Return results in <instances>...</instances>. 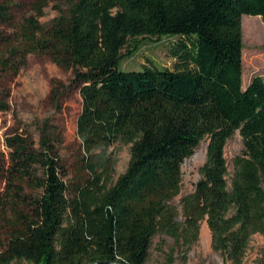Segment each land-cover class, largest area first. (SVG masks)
<instances>
[{
	"label": "trees",
	"instance_id": "1",
	"mask_svg": "<svg viewBox=\"0 0 264 264\" xmlns=\"http://www.w3.org/2000/svg\"><path fill=\"white\" fill-rule=\"evenodd\" d=\"M26 3L30 13L14 33L0 35V78L15 76L29 54L71 71L68 87L53 82L51 101L77 90L81 148L67 181L62 133L51 119L35 123L36 142L20 129L5 136L0 264H146L159 234L184 264L203 221L212 249L242 264L250 238L264 234V81L255 76L243 87L241 20L264 25V0H61L47 26L40 19L50 0H6L0 23L14 26ZM165 36L176 38L172 70L119 68L130 42ZM235 132L242 149L228 185L224 148ZM204 139L201 178L179 218L171 202L181 165ZM116 141L130 145V161L110 184L111 168L94 151ZM174 252L165 264H174Z\"/></svg>",
	"mask_w": 264,
	"mask_h": 264
},
{
	"label": "rangeland",
	"instance_id": "2",
	"mask_svg": "<svg viewBox=\"0 0 264 264\" xmlns=\"http://www.w3.org/2000/svg\"><path fill=\"white\" fill-rule=\"evenodd\" d=\"M6 0H0L3 2ZM58 8L64 9L61 0H50L49 6L44 10V16L40 23L47 26L58 15ZM29 8L25 7L14 12V26L8 27L0 23V35L14 33L15 27L21 19L28 15ZM242 28V81L245 88L251 79L260 76L264 81V25L259 17L243 16ZM176 41L175 37H145L139 38L135 43L122 50V54L132 51L120 63L122 71H138L144 66H154L159 69L174 67V61L169 58L168 50ZM72 78L71 71L61 70L46 56L29 54L26 64L21 67L13 77L0 78V101L6 105V110H0V152L7 154L4 146V138L17 129L27 131L36 142L38 131L36 122L51 119L62 133L60 155L67 165L69 175L65 180L73 178V165L78 159L81 141L76 134V119L81 110V99L77 90L67 88L59 97L58 104L51 101L53 82H59L68 87ZM9 97L5 98L4 94ZM208 141L204 139L194 149L193 154L184 160L181 165V189L171 205L174 206L181 218V200L194 192L196 183L201 178L200 169L206 162V146ZM242 149V142L238 132L227 141L224 148V157L227 163L229 185L233 172L232 162ZM98 156L97 161H105L111 168L110 184H114L122 175L130 161V145L116 141L110 147L100 148L94 151ZM4 187L0 181V192ZM174 249V264H182L178 259V251L173 240L165 235H157L153 238L146 264H165V254ZM264 262V234H255L248 242L242 264H257ZM12 264H30L18 261ZM184 264H227L218 252L211 247V235L203 221L200 224L197 241L191 245L186 253Z\"/></svg>",
	"mask_w": 264,
	"mask_h": 264
},
{
	"label": "water",
	"instance_id": "3",
	"mask_svg": "<svg viewBox=\"0 0 264 264\" xmlns=\"http://www.w3.org/2000/svg\"><path fill=\"white\" fill-rule=\"evenodd\" d=\"M97 264H119V263L100 262V263H97Z\"/></svg>",
	"mask_w": 264,
	"mask_h": 264
}]
</instances>
